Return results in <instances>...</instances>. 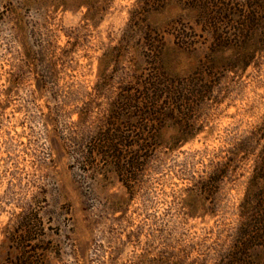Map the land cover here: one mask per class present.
I'll return each mask as SVG.
<instances>
[{"label": "rangeland", "instance_id": "rangeland-1", "mask_svg": "<svg viewBox=\"0 0 264 264\" xmlns=\"http://www.w3.org/2000/svg\"><path fill=\"white\" fill-rule=\"evenodd\" d=\"M247 2L0 0V262L37 228L36 264H223L261 147L240 143L264 119V41L246 70L213 77L192 113L126 111L132 117L117 124L127 134L159 130L131 187L99 162L94 143L113 103L158 67L178 80L203 72L213 17L237 13L220 24L236 33ZM233 36L220 61L232 58ZM184 126L195 133L182 139ZM224 167L213 192L200 194Z\"/></svg>", "mask_w": 264, "mask_h": 264}, {"label": "trees", "instance_id": "trees-1", "mask_svg": "<svg viewBox=\"0 0 264 264\" xmlns=\"http://www.w3.org/2000/svg\"><path fill=\"white\" fill-rule=\"evenodd\" d=\"M243 8L239 13V25H233L237 30L233 33L234 41L237 43L232 47L234 51L232 58L219 60L223 57L222 53L231 48L232 39L230 38L233 35L227 34L220 24L234 23L236 20L232 16L237 13L233 12L231 16L229 10L228 13L220 11L218 16L213 17L216 21L214 26L216 44L207 55L203 72L199 71L196 73L197 77L192 79L178 80L177 77L168 73L164 66L158 67L146 84H140L142 86L140 90L132 87L138 95L131 92L133 89L128 88L126 89L128 93L121 94L113 103L108 125L100 131L94 143V155L98 156L99 162L113 168L119 179L128 187L132 186L138 171L147 160V153L157 146L159 130L153 125H143L136 126L135 135L127 134V130L117 123L125 118L128 121L132 116L149 120V117L159 119L162 115H172L175 110H187L192 113L212 92L216 82L213 77L220 76L224 71L246 70L254 57L262 50L264 0H248L246 7L243 6ZM186 36H188L187 33H180L178 38L184 40ZM217 54H220L219 58ZM206 69L210 79L205 76ZM126 111H130L133 115L125 116ZM127 126L132 128L134 125L128 123ZM194 133L195 130L189 126L179 130V136L182 139ZM253 142L261 144V147L240 203L241 221L237 237L234 245L223 258V264H257L256 254L264 253V119L248 138L240 143V148L248 151ZM226 171V167L216 170V173L199 187L200 194H211ZM37 235V228L29 229L23 237L20 235V241L17 242L19 247H13L18 251V255L13 256L14 258L10 256L11 259L0 264H36L34 258L40 247L36 242H32L34 238L37 239ZM261 264H264V261Z\"/></svg>", "mask_w": 264, "mask_h": 264}]
</instances>
